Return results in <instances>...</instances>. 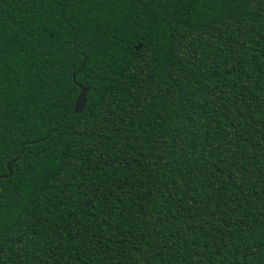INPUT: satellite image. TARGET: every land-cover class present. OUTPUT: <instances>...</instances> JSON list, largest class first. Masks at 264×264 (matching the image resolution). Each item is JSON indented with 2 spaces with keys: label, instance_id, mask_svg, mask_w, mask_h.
Listing matches in <instances>:
<instances>
[{
  "label": "trees",
  "instance_id": "1",
  "mask_svg": "<svg viewBox=\"0 0 264 264\" xmlns=\"http://www.w3.org/2000/svg\"><path fill=\"white\" fill-rule=\"evenodd\" d=\"M0 264H264V0H0Z\"/></svg>",
  "mask_w": 264,
  "mask_h": 264
},
{
  "label": "water",
  "instance_id": "2",
  "mask_svg": "<svg viewBox=\"0 0 264 264\" xmlns=\"http://www.w3.org/2000/svg\"><path fill=\"white\" fill-rule=\"evenodd\" d=\"M140 47H141V45L135 46L136 49H139ZM73 78H74V74H73ZM87 92H88L87 87L79 86V93H78V95L74 101V107H73L74 113L78 114L83 110L84 105L86 103Z\"/></svg>",
  "mask_w": 264,
  "mask_h": 264
}]
</instances>
